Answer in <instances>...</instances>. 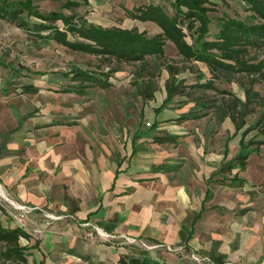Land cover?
<instances>
[{
	"label": "crops",
	"instance_id": "obj_1",
	"mask_svg": "<svg viewBox=\"0 0 264 264\" xmlns=\"http://www.w3.org/2000/svg\"><path fill=\"white\" fill-rule=\"evenodd\" d=\"M5 87L0 81V181L15 201L35 206L30 238H20L30 247V264L114 263L140 249L88 239L86 221L161 244L147 253L171 264H198L191 251L208 254L215 264H264V145L249 147L244 167L216 173L238 155L241 129L223 146L193 144L191 135L171 145L187 134L165 128L174 115H166L161 105L151 118L155 130L137 129L123 144H112L111 134L104 140L94 134L83 146L49 152L47 134H25L26 116L12 110ZM8 116L14 117L11 128L5 124ZM200 136L209 131L202 129ZM47 212L63 216L47 225ZM0 222L19 226L4 209ZM167 245L186 249L169 251Z\"/></svg>",
	"mask_w": 264,
	"mask_h": 264
},
{
	"label": "rangeland",
	"instance_id": "obj_2",
	"mask_svg": "<svg viewBox=\"0 0 264 264\" xmlns=\"http://www.w3.org/2000/svg\"><path fill=\"white\" fill-rule=\"evenodd\" d=\"M148 2L162 4L169 14L174 12L172 0H88L86 4L63 11L80 14L90 22L105 26L137 27L152 36L161 28L151 21L130 18L124 8L128 5L132 9ZM210 2L214 8L210 12L212 34L218 30L217 16L229 14L245 18L250 13L242 0ZM37 3L42 11L48 12L61 9L62 1ZM191 36L187 37L189 41H192ZM257 53L260 58L264 57V48ZM257 53L252 51L251 55L257 56ZM0 60L5 63L0 66L5 96L13 102L14 112L26 116L23 131L36 137L40 132L47 134L49 152L67 145L83 146L95 138L94 134L101 140L108 139L104 136L111 134L112 144H123L137 129L155 130L151 118L161 105L166 115H174L166 120L165 128L187 134L170 141L171 145L185 143V138L191 135L193 144L223 146L227 136L241 133L237 132L230 115L223 120L221 116L233 111L230 105L235 97L247 100L246 88L250 86L251 76L238 72L229 79L216 78L215 87H193L198 80L211 79V72L204 62L185 60L170 41L165 45L164 55L148 56L145 62L109 61L95 54L71 50L55 41H42L34 33L0 19ZM171 64L180 68L177 78L184 81L185 93L175 95L164 105ZM80 70L94 74V79L73 77ZM151 91L152 95L147 96ZM252 91L257 95H252L248 101L247 123L241 131L250 128L246 140L251 137L264 139V80L256 81ZM239 103L237 110L243 108ZM3 108L1 103L0 110ZM5 124L7 128L15 125L14 117H6ZM202 129L208 130L209 136H200ZM63 133L69 137L62 138ZM0 184L13 199L1 181ZM0 205L4 210L12 208L10 201L1 194Z\"/></svg>",
	"mask_w": 264,
	"mask_h": 264
},
{
	"label": "trees",
	"instance_id": "obj_3",
	"mask_svg": "<svg viewBox=\"0 0 264 264\" xmlns=\"http://www.w3.org/2000/svg\"><path fill=\"white\" fill-rule=\"evenodd\" d=\"M38 1L42 0H0V18L34 33L42 41H55L71 50L95 54L109 61L145 62L148 56L164 55L165 45L170 41L185 60L204 62L209 68L212 78L205 82L198 80L192 84L193 87H215L216 78L229 79L238 72L250 75V86L246 88L247 100L235 97L230 105L233 111L221 116L223 120L230 115L236 130L242 129L247 123L248 101L252 95H257V92L252 91V85L258 80H264V57L260 58L257 53L264 48V0H242L250 11L245 18L229 14L217 16L218 30L213 34L210 28L213 16L210 12L214 8L210 5V0H172L173 14H169L162 4L154 2L126 10L130 18L151 21L161 28L160 32L152 36L137 27L104 26L90 22L80 14H67L63 11L64 8L71 9L86 4L88 0H57L62 1L61 9L48 12L39 8ZM60 21L62 25L58 24ZM190 34L193 36L192 41L187 38ZM252 51L257 56L251 55ZM168 69L170 77L166 81L167 96L163 104L168 103L175 95L185 93L184 81L177 78L180 68L171 64ZM93 75L80 70L73 77L92 80ZM148 95L151 96L152 91ZM238 102L243 105L240 110L236 109ZM249 129L246 127L243 130L236 158L223 164L216 173L236 165L244 167L249 147L255 143H264V139L251 137L246 140ZM0 209L4 208L0 205ZM21 237L30 238V234L20 226L7 227L0 222V264H30V247L21 245ZM217 261L222 262L219 258ZM34 264L45 263L42 260ZM98 264L171 263L153 258L141 249L137 253L122 255L117 262Z\"/></svg>",
	"mask_w": 264,
	"mask_h": 264
},
{
	"label": "built area",
	"instance_id": "obj_4",
	"mask_svg": "<svg viewBox=\"0 0 264 264\" xmlns=\"http://www.w3.org/2000/svg\"><path fill=\"white\" fill-rule=\"evenodd\" d=\"M10 204L12 205V208L8 210V212L16 218L18 225L20 227H22L25 230H28L29 216L35 210V206H30L24 203L17 202L15 200L10 202ZM62 216L63 215L61 214L47 212L46 213L47 225H50L54 219L60 218ZM83 225L89 227V230L86 232V237L90 240L99 239L100 241H116L121 244L137 246L143 250H152L161 246V244L150 243L125 233L117 234V233L109 232L105 230L102 226L90 221L84 222ZM166 248L169 251H182V252H184L186 249L184 245H176V246L167 245ZM189 256L193 260H195L198 264H215L212 258L208 254L191 251Z\"/></svg>",
	"mask_w": 264,
	"mask_h": 264
},
{
	"label": "bare ground",
	"instance_id": "obj_5",
	"mask_svg": "<svg viewBox=\"0 0 264 264\" xmlns=\"http://www.w3.org/2000/svg\"><path fill=\"white\" fill-rule=\"evenodd\" d=\"M0 194L5 198V199H9L8 201H10V202H12L13 201V199H11L8 195H7V193H6V191L3 189V187H2V185L0 184Z\"/></svg>",
	"mask_w": 264,
	"mask_h": 264
}]
</instances>
